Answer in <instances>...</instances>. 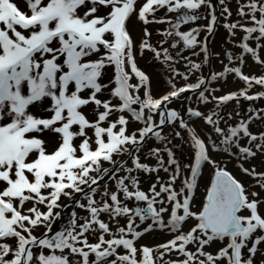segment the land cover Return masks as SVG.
Returning <instances> with one entry per match:
<instances>
[{
	"label": "snow or ice",
	"instance_id": "6c2138e0",
	"mask_svg": "<svg viewBox=\"0 0 264 264\" xmlns=\"http://www.w3.org/2000/svg\"><path fill=\"white\" fill-rule=\"evenodd\" d=\"M137 2L23 0L26 10H21L13 0H0V120L5 118L3 113L10 118V122L0 125V185H3L0 190V264H73L70 256H79V264H157L168 252H178L183 259L163 261V264H218L221 260H226V264H254L253 257L264 248V213L260 211L264 199H261V194L248 192L241 181L219 167L209 155L205 141L188 127L177 111L165 114L162 110L182 93L201 89L205 79L200 77L195 83L181 87L170 80L171 90L160 98H153L149 91V77L135 63L136 42L127 27V21L134 14L144 25L163 23L148 17L160 8H167L169 12L181 9L194 11L202 6L214 9L211 0H146L138 11ZM219 3L224 5L225 0H219ZM237 4L239 16L247 18L253 26L237 21L225 23L224 27L233 36L237 29L246 33L243 41H257L255 48L246 42L240 43L239 47L244 53L252 54L257 63L264 64L257 54V49L264 47L260 43L264 40V0H245L244 3L237 0ZM100 6L110 9L106 15L99 13ZM223 13L227 16L232 14L227 6L223 7ZM209 15L211 20L205 27L207 32L212 33L217 18L212 11ZM178 19L188 23L197 17L185 12ZM174 27L179 28V23ZM196 34L197 29L175 32L185 48L197 46ZM143 35L139 48L151 50L159 58L160 52L149 43L151 33L147 27L143 29ZM201 51L205 52L207 60L206 46H201ZM164 59H172L167 49H164ZM107 65H114L116 69L117 86L111 91V96L119 100L118 104L101 96L107 87L102 80ZM200 67V64L192 63L190 71ZM126 68H130L131 74L138 78V84L129 83L131 76ZM172 71L175 72V69ZM224 72L234 73L248 87L238 93L213 97L219 103L239 100L240 97L247 100L264 97V93L248 95V88L253 83L264 86V76L245 75L239 67L226 66ZM175 74L182 75L185 81L189 78L185 74ZM223 75L213 73L211 78L215 80ZM25 86L27 94L23 91ZM141 87L145 88L144 99L138 95ZM198 95L202 102H208L204 91ZM45 98L51 100L50 116L45 118L32 114L29 106ZM89 105L95 106L92 119L83 111ZM133 105H139V110ZM145 110L151 114L146 115ZM115 112L131 113V118L142 121L144 127L128 134L129 119L123 114L111 119ZM187 112L190 117L200 118L212 125L214 132L224 137L220 144H235L241 159L247 160L258 152H264V132L252 133L247 121L229 127L225 134L217 120L213 119L216 113L205 115L190 107ZM156 113L160 116L159 124L153 120ZM177 120L181 128L188 130L195 149L193 163L185 165L190 175L179 191L173 185L180 166L173 151L168 148H165L167 164L176 165V172L167 184L157 176L156 183L146 192L140 190L136 177L117 175L121 168L126 173L133 171L132 167H124L126 161L117 164L113 158L124 153L131 156L136 170L154 173L163 168L168 172L160 149L150 150L157 158L156 167L142 163L139 156L133 154V149L139 152L140 145L149 134L163 140L164 137L155 129ZM45 133L53 134L49 137L52 151L48 150L42 138ZM241 133L251 146H241L233 140ZM176 136L179 137L180 133L177 132ZM212 149H218L215 142ZM102 162H109L113 169L105 168L101 173ZM205 163L216 168L215 175L202 210L192 211L193 189ZM240 169L264 189V172L243 165ZM92 172L98 176L90 175ZM104 176L116 180L117 191L109 193L105 188L103 195L108 199L98 202L94 199L97 189L92 185H98ZM82 186H87L91 194L85 193ZM73 193L84 194L87 203H75L88 216L83 223H78L77 213L73 211L68 225L49 235L53 222L61 215L54 210L65 207L58 202L62 197L72 200ZM162 194L166 195V199ZM125 201L143 202L146 207L133 208ZM28 202L32 206L25 208ZM165 203L170 207H164ZM38 205H43L46 211H41ZM245 212L248 214L245 215ZM102 213L108 214V221L100 218ZM121 217L125 218L123 225L119 221ZM190 218L196 223L184 231L182 226ZM109 221L115 225L114 229ZM39 226H44L46 230L41 236H36L33 230ZM155 228L167 229L175 235L158 245L157 249L137 247L136 241ZM89 233H98L95 243L89 242ZM106 236L111 238L106 239ZM128 236L131 238H126ZM8 238H14L15 244L7 243ZM226 238V246L220 247L216 254L204 251L206 245ZM190 244L198 245L195 251L188 250ZM121 248L125 250L124 254L118 252ZM33 249H37L38 254ZM158 249H164V252L154 257L153 252ZM242 249L248 253L246 257L242 256Z\"/></svg>",
	"mask_w": 264,
	"mask_h": 264
},
{
	"label": "rangeland",
	"instance_id": "374dc122",
	"mask_svg": "<svg viewBox=\"0 0 264 264\" xmlns=\"http://www.w3.org/2000/svg\"><path fill=\"white\" fill-rule=\"evenodd\" d=\"M13 2L17 3L18 6L21 8V10H26L23 0H13ZM144 2H146V0H138L136 4L137 11ZM244 2L245 0H240V3H244ZM211 3L214 6V9H209L207 6H202L201 8L194 11L181 9L177 12H169L167 8H160L154 14L148 17L149 20L152 21L162 20L164 21L163 23L153 22L144 25L137 18V15L135 14L132 15L130 20L127 21V27L132 39L136 42V48L134 50L135 63L137 65V68L143 71L149 77L150 80L149 91L150 94L153 96V98H160L171 90V84L169 83L170 80L171 83L175 82L174 84L176 86L178 85L177 87H181L188 83H195L197 79L200 77H203L205 79L206 82L204 85H202L201 89H198L195 92L189 91L182 93L180 97L174 98L171 100L170 103H167L162 110L165 111V114L167 113V111H172V110L177 111L179 113V117H181L185 121L188 127L194 129L196 134L200 136L202 140L205 141L208 147L209 155L214 161H216L217 165L219 167L225 168L231 175L234 176V178L241 181L245 185L248 192L257 191L261 194V199H264V189H261L257 185L256 180H254L253 177L246 175L240 169V165H243V167L245 168H249V169L255 168L257 172H264V152H258L256 156L251 157L247 160L241 159L238 148H236L235 144H229V145L220 144V141L224 137L218 136L216 133L211 135L208 134L204 135L205 138L202 137V134L199 135L197 128L200 118L190 117L187 112V109L190 107L194 110H199L203 113V109H204L203 105L211 103L213 104L214 107V108L212 107L213 108L212 112L216 113L213 119L217 120L219 127L222 125V127L225 128L226 130L225 134H227V130L229 127H235L238 124H240L242 121L248 122L249 129L251 128L252 133L258 134L260 132H264V118H257V117H264V97H260L253 100H247L243 97H240L239 100L233 99L231 101L222 104L215 99H212L211 101L208 100L207 103L202 102L199 99L198 94L200 91H204L206 96L210 92V90L212 91L216 90V84H218L220 81L225 82L226 84H229L230 81H242L234 73L224 72L226 66L229 68L239 67L241 68L243 74L245 75L257 76V77L264 76V71L261 70V66L263 67V64H259L255 60H254L255 65L253 67L257 71L258 75H250L249 73L244 71L247 69L252 72L254 71V69L250 66V64L246 63V60L249 61L250 58L253 59V57L252 54L244 53L242 49L239 47L240 43L246 42L249 44V46L255 48L257 41L253 39H250L248 41H243V40L239 41V39L242 38L244 35H246V33L237 29L235 30L236 31L235 36H233L230 35L229 31L224 27L225 23H232L237 21H239L242 24H245L246 26H253L251 25L250 21L247 18H242L239 16L237 0H225L224 5H221L219 3V0H211ZM224 6H227L230 9L232 13L231 16H227L226 13H223ZM109 10L110 9L104 8L103 6L99 7L100 14L106 15ZM210 11H212L217 18L216 23L213 26L214 30L212 33L207 32L205 27L211 20V16L209 15ZM185 12H187L189 15H195L197 19L194 21H189L188 23L181 22L178 18L184 15ZM178 23H179V28L174 27V25ZM145 27H147L148 31L151 33V36L148 38L149 43L160 52L159 58H157L155 53L152 52L151 50L148 49L141 50L139 48V44L141 43L142 39H144L143 29ZM192 29L198 30V34H196V38L199 41V43L194 48H185L184 42L180 39V37L175 35V32L177 31L189 32ZM169 33H171V35ZM254 35H258V34H254ZM260 43L264 45V40H261ZM173 44H176L177 47L173 48L172 47ZM201 46H206L207 60H205V52L201 51ZM164 49H167V54L172 57L171 60L164 59ZM257 54L259 55L261 60H264V47L258 48ZM229 56L232 57L231 60H229ZM241 61L243 62L241 63ZM192 63L200 64L201 65L200 69L196 71H190ZM173 69H175V72L172 71ZM126 70L130 73L131 76L129 83L132 85L138 84L139 80L138 78L135 77L134 74H131V69L126 68ZM176 72L188 75L189 77L188 80L185 81L183 79V76L176 75L175 74ZM216 72L224 73V75L222 77H219L218 79L213 80L211 78L212 74ZM115 77H116L115 66L107 65L106 68L104 69V74L102 77L103 83L107 85V87L104 89L101 96L102 98L112 100L114 104H118L119 100L111 96V91L117 86L115 82ZM219 86L222 88V86L224 85H221L219 83ZM247 87L248 86L246 84V88ZM243 89L245 88L244 87L241 89L238 88V90L234 92L238 93ZM23 91L25 94H27L26 86L23 89ZM144 92H145V88L141 87L138 93L141 99H144ZM260 93H264V86L253 83L251 88H248V95L258 96V94ZM218 95L219 94L217 93L216 96L214 95V97H218ZM221 95L219 97H221ZM50 107H51L50 98H45L41 102L29 106V111L36 116L47 118L48 116H50V112L48 111ZM132 107L139 110V105H133ZM94 108H95L94 105H89L83 109L85 115L89 119L93 118ZM121 114L125 115L126 118H128L132 122V124L129 122L127 125L128 134L137 132L138 129L144 127L143 122L132 119L131 113L129 112H124V113L115 112L113 113L111 119H116ZM145 114L148 115L151 113H148V111L145 110ZM3 116L5 118L0 120V125L10 122V118H7V113H3ZM250 117H252L251 120H249ZM153 120L157 124H159V120H160L159 113L153 115ZM256 120H258L257 123H255ZM155 131L160 132L161 136H163L164 139L160 140L156 136L149 134L148 137H146L145 140L140 145L139 152H136L135 149H133V154L138 155L142 163H147L150 166H154L153 163H151L150 161L152 160L153 162L154 159V156L151 154L150 150L160 149V156H165L168 158L165 148L171 149L174 153L177 164L180 166V172L179 175L177 176V182L179 183V189H181L183 187L184 180L190 175L189 168L185 167V165H191L194 161L195 149L193 147L191 136L188 134V130L186 128H181L179 126V120L175 121L174 123L166 122L165 124L160 125V127L156 128ZM177 132L180 133L179 137L176 136ZM52 135H53L52 133H45L42 135V138L46 141V145L49 151L54 150L53 145L49 143V137H51ZM89 135H91V133H89ZM233 140H235L236 143L240 144L241 146H246V147L251 146L248 144L247 137H244L242 133L239 134V138L234 137ZM213 142H215L218 145L217 150L212 149ZM76 143L79 144V140H77ZM94 147L95 145L93 144V148ZM225 148H228V151H224ZM253 150L255 151L254 148ZM113 158L117 161V164H119V162L121 161H126L124 167L133 168V171L131 173H126L124 169L121 168V170L117 174L119 177H123L125 175H131L138 178L141 176H147V175L150 176L153 174V173H146L141 170H136L132 165L131 156H129L127 153L115 155ZM113 167L114 166L109 162H102L101 173L103 172V169L105 168L113 169ZM172 167H174V173H175L176 165H173ZM215 169L216 168H214L212 165L207 163L201 166L200 174L197 177L196 187L193 189L192 200L190 203H192V201H195L197 203L199 200H201L204 204L205 198L207 196V190L209 189L210 186V179ZM90 175L98 176L96 172H92L90 173ZM126 183H130V182L126 181ZM93 186L94 185H92V187ZM82 187H84L85 193L87 194L90 193L89 192L90 189L87 186H82ZM105 188L109 193L117 191L116 180L109 179L108 176H104L103 179L99 180L98 187L96 188L97 189L96 192H97V198L99 199L98 201L100 202L108 199L107 196L103 195L105 192ZM2 189H3V185H0V190ZM203 192H204V200L199 198ZM198 198L199 200L197 201ZM83 199H85L84 194L81 193H73L72 200H69L68 197L61 198V200L58 203L64 205L65 207H61L59 209L54 210L63 213L60 215L62 222L60 226L57 228L56 232L61 231L68 225L71 219V213L73 211L77 213L78 223L84 222L85 213L87 212L84 209L77 207L75 203V201L82 202ZM121 199L123 200L122 194H121ZM201 201H199L198 206L200 205ZM139 204L145 205L143 202H135V201H130L128 203V205L133 208L139 206ZM31 206H32L31 202H28L25 205V208ZM38 207L40 208L41 211H46V208L43 205H38ZM260 211L261 213H264V204L260 205ZM244 214L247 215L248 213L245 212ZM101 216H104V217H100L101 219L108 221V216L105 215V213H102ZM167 219L168 218H165V220ZM190 219L185 221L182 226L186 231L189 230L190 227L192 226V225H188ZM57 220L58 218L53 222L52 230L57 225ZM109 223L111 222L109 221ZM156 229L142 235L136 241L137 247L147 246L153 249H157L158 245L162 243H166L168 240H166L165 238L161 239L162 236L158 234H161L163 231L166 232L169 230L167 229L161 230L159 228ZM45 230L46 229L44 226H39L33 230V234L36 236H40L42 233L45 232ZM154 232H156V234H154ZM169 233L170 231L167 234L169 235ZM173 234L171 236L175 235ZM156 235L159 237H156ZM105 238L108 239L111 237L106 236ZM126 238H131V236H128ZM142 238H145V241H142L143 244L140 243L141 242L140 240ZM88 239H92L91 241H89L90 243H95L97 241L96 239L98 238H95L94 235H91V237H88ZM6 242L9 243L10 245L15 244L14 238H8ZM226 244H227V238L224 241H215L211 245H206L204 251L216 254L219 248L222 246H226ZM197 246H198L197 244H190L187 246V248L190 251H195ZM33 251L38 254L37 249H33ZM45 251L47 252V250ZM123 251L125 252V250ZM123 251H121V249L118 250L120 254H124ZM161 252H164V249H158V251H154L153 256L158 257ZM247 255L248 253L246 252V250L242 249V256L246 257ZM166 257L170 261L183 259V256L180 255L178 252H168L163 257V259ZM70 259L73 261V264H79L80 261L79 256H70ZM253 259H254V264H264V248H262L261 252L257 253L253 257ZM218 264H226V260L218 261Z\"/></svg>",
	"mask_w": 264,
	"mask_h": 264
},
{
	"label": "bare ground",
	"instance_id": "6f19581e",
	"mask_svg": "<svg viewBox=\"0 0 264 264\" xmlns=\"http://www.w3.org/2000/svg\"><path fill=\"white\" fill-rule=\"evenodd\" d=\"M247 20V19H246ZM247 22H249V21H247ZM239 41H242V38H240L239 39ZM228 50V49H227ZM229 51V50H228ZM230 52V51H229ZM228 52V53H229ZM199 57V56H198ZM243 57V56H242ZM237 58V57H236ZM244 61V60H243ZM251 61H253V62H251ZM246 63H249L250 64V66L254 69V65H255V62H254V59H252V58H250V60L248 61V60H246ZM261 70L262 71H264V64H263V67L261 66ZM244 71H246L247 73H249L250 75H258V73H257V71L254 69V71L252 72V71H250V70H244ZM217 73V72H216ZM249 76V75H248ZM174 82V81H173ZM175 83V82H174ZM219 83L221 84V85H224V86H222V88L219 86ZM218 84H216V90H214V91H212V90H210V92L206 95V97L208 98V100H212L213 99V97H214V95L216 96V94L218 93L219 95H218V97L221 95V96H223V95H228V94H230V93H233L234 91H236V90H238V88H246V84H245V82L242 80V81H230V83L229 84H226L225 82H219ZM178 86V85H177ZM213 104H211V103H208V104H206V105H203V113L205 114V115H211V114H213ZM214 117V116H213ZM257 121L258 120H256L255 121V123H257ZM129 122L132 124V122L129 120ZM198 124V123H197ZM222 129H224L225 130V128L224 127H222V125L220 126ZM251 132H252V130H251V128L249 129ZM197 131L199 132V135H201L202 134V137L203 138H205L204 137V135H211V134H214L215 132H214V130H213V126L212 125H210V124H207V123H205L204 122V120H202V119H199V124H198V128H197ZM225 132H226V130H225ZM200 137V136H199ZM219 140V139H218ZM210 146V145H209ZM163 159H164V161H165V167H167L168 169H169V171L168 172H165L164 170H163V168H161L158 172H154L152 175H150V176H141V177H138L137 178V180H138V182H139V188H140V190H143V191H148V189L150 188V186L153 184V183H156V177L157 176H159V178H160V181L161 182H163V183H165V184H167L168 182H169V180H170V177L174 174V167H172L173 165H169V164H167V157H165V156H161ZM142 159H144V158H142ZM151 161V163H153V165L154 166H156L157 165V158L156 157H154V159H153V162H152V160H150ZM156 162V163H155ZM155 163V164H154ZM153 166V167H154ZM173 188L176 190V191H179L180 189H179V183L177 182V179H176V181H175V184L173 185ZM157 190H159V186L157 187ZM162 195H164V197H165V199H166V195L165 194H162ZM200 195V194H199ZM198 196V195H197ZM199 197V196H198ZM194 198V197H193ZM197 198V197H196ZM195 198V199H196ZM200 199H202V200H204V192L201 194V196L199 197ZM199 198L197 199V201L199 200ZM199 201H201V200H199ZM199 201L196 203L195 201H192V203H191V209H192V211H199V210H202V206H203V202L201 201V203H200V205L198 206V203H199ZM126 203L128 202H130V201H125ZM135 206V205H134ZM164 207H167V208H169L170 206H169V204H167V203H165L164 205H163ZM139 207H146V205H142V204H139ZM102 215V214H101ZM105 215H107L108 216V214H106L105 213ZM100 217H104V216H100ZM165 218H168V214L166 215L165 214ZM119 221H120V224L121 225H123L124 223H125V218H123V217H121V219H119ZM196 223V221L194 220V219H190V222L188 223V225H192V226H194V224ZM191 226V227H192ZM156 229V228H155ZM154 229V230H155ZM157 230V229H156ZM183 230L184 231H186L184 228H183ZM159 232V231H158ZM158 232H157V234H158ZM169 231H166V232H160L161 234H158V235H160V236H162L161 237V239L162 238H165L166 240H170L173 236H171L173 233H169V235L167 234ZM154 234H156V232H154ZM175 234V233H174ZM173 234V235H174ZM91 235H94L95 236V238H98V233H89L88 234V237H91ZM153 235V234H152ZM151 236V235H150ZM154 236V235H153ZM155 237V236H154ZM156 237H159V236H157L156 235ZM169 237H170V239H169ZM92 239H89V241H91ZM97 240V239H96ZM141 242L140 243H142V241H145V238H142L141 240H140ZM163 241V240H162ZM94 242V241H93ZM160 242H161V240H160ZM155 243V242H154ZM143 244V243H142ZM159 244V243H158ZM222 244V243H221ZM157 247V246H156ZM140 258V257H139ZM138 258V259H139ZM163 261H170L167 257L166 258H164L163 259ZM163 261H158L157 262V264H163Z\"/></svg>",
	"mask_w": 264,
	"mask_h": 264
},
{
	"label": "flooded vegetation",
	"instance_id": "af4514ba",
	"mask_svg": "<svg viewBox=\"0 0 264 264\" xmlns=\"http://www.w3.org/2000/svg\"><path fill=\"white\" fill-rule=\"evenodd\" d=\"M98 187V185H94L93 186V188H97ZM90 192V191H89ZM89 194H91V192L89 193ZM94 199L96 200V201H98L99 199L97 198V192H96V194H95V196H94ZM98 202H100V201H98ZM81 203H84V204H86L87 203V200L86 199H83L82 200V202ZM61 214H63V213H61ZM87 214L88 213H85V217L87 216ZM119 219H121V218H119ZM61 222H62V219L59 217L58 218V220H57V225L55 226V228L51 231V233H49V235H51V234H55L56 233V230H57V228L60 226V224H61ZM110 225L113 227V229L115 228V225L114 224H111L110 223ZM43 234V233H42ZM41 234V235H42ZM40 235V236H41ZM88 235V234H87ZM85 250H87V249H85ZM119 250V249H118ZM121 251H123V249L121 248ZM124 252V251H123ZM138 258H139V256H138ZM92 259H94V256L92 257Z\"/></svg>",
	"mask_w": 264,
	"mask_h": 264
},
{
	"label": "water",
	"instance_id": "95a60500",
	"mask_svg": "<svg viewBox=\"0 0 264 264\" xmlns=\"http://www.w3.org/2000/svg\"><path fill=\"white\" fill-rule=\"evenodd\" d=\"M215 171H216V169L213 171V173H212V176H211V179H210V186H209V188L211 187V185H212V181H213V178H214V175H215Z\"/></svg>",
	"mask_w": 264,
	"mask_h": 264
}]
</instances>
